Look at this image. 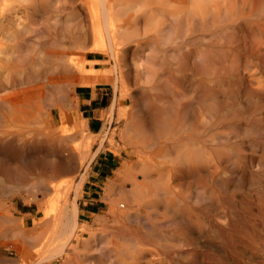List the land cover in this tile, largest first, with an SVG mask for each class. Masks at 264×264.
Instances as JSON below:
<instances>
[{"label": "bare ground", "instance_id": "1", "mask_svg": "<svg viewBox=\"0 0 264 264\" xmlns=\"http://www.w3.org/2000/svg\"><path fill=\"white\" fill-rule=\"evenodd\" d=\"M16 1L13 6L10 4L13 0H0V12H13L15 19L21 17L33 25L38 20H43L42 33L47 39L44 44H37L38 47L35 43L38 50H34V46L33 50L32 46L29 47L31 50H24L23 44L28 41L24 36L28 34L27 28L30 25L20 27L16 23L17 28L6 31V23L3 25L0 22V40L14 42L12 50H0V197L14 191L12 186L6 189L8 187L3 188L2 185L16 183V186L13 185L15 190H25L31 203L42 209L40 203L43 199L56 192L55 181L72 172L76 163L80 164L83 159L84 151L68 147V142H74L77 134L65 138L69 130L63 126V116L62 120L57 121L59 126L54 128L53 115L63 109L66 101L64 89L71 85L77 75L84 79V74H87L70 58V51L76 49L73 46L78 41L79 34L89 35V26L84 24L86 19L94 34L103 21L110 50L118 44L115 50L119 46L123 47L120 44L129 31L128 21L141 19L145 25L143 27L152 22L159 24L169 21L167 29L166 26H155L160 33H166L162 39L165 41L173 38L171 30L175 28L174 24L184 21L187 28L183 29L192 30L191 32L199 30L214 38L209 47L210 52H201L198 48V52H192L193 54L189 52L178 57L176 55L177 58L174 56L176 66L169 67L175 68V71L169 70L163 60L154 61L153 57L158 52L155 47L154 55L150 53L154 62L150 61L145 70L142 68L144 72H141L143 74L140 78L141 83L147 86V91L144 89L146 92L140 88L141 91L148 93L141 98L143 117L134 125L135 133L140 137H136L135 145L132 144L134 150L126 153L125 157L128 159L121 163L116 174L117 179L124 178L125 181L118 188L114 183L108 182L103 193L105 210L93 218L91 226H80L78 232L82 238V255L77 264H240L242 258H245V251L253 252L252 249L259 246L263 252V230L252 229L255 223L251 222L253 225L250 228L246 225L248 221L246 224L243 222V207H239L241 215L232 193L237 187L241 190L245 171H227V164L235 163L238 158L233 157L231 147L234 146L251 152L241 156L243 164L259 169L264 163V156L257 155H264V0H63L62 5L56 6L57 10L53 9L54 16L48 11V0V4L45 0ZM54 7L53 5L52 8ZM51 20L53 23H50ZM70 22L81 24H77V27L80 26L78 29L73 26L72 30H79L78 32H69ZM182 27L180 26V30H183ZM99 38L98 41H101ZM30 39L33 41L32 37ZM64 39L73 50H67L66 47H63L64 50H56L62 47L61 40ZM173 39L176 40V37ZM162 43H158V46ZM79 44L80 42L76 47L79 48ZM148 57L150 58L149 55ZM169 60L171 64V58ZM140 64L143 63L138 65ZM94 72L88 75L94 77L97 73ZM86 78L88 79L87 76ZM97 78L95 81H98ZM48 88H60L62 95L59 103L49 104L48 108L52 107V110L37 114L38 119L34 117L32 122L33 119L29 116L31 103L39 107L40 95L47 93L48 90H45ZM137 113L139 115V110ZM26 125L36 129L24 132L21 128ZM227 172L230 180L222 179L221 176ZM191 181L202 185L196 186L199 188L190 196L191 190L188 193V189ZM208 181L213 184L209 188L206 185ZM261 188L264 190V187ZM44 209L42 216L46 221H43L48 225L53 214H49L51 208L49 211L48 208ZM53 210L56 209L53 208L51 212ZM56 211H53L54 214ZM58 212V225L53 224L61 228L59 230L62 234L69 233L68 238H74L78 243V215H73L70 220L65 208ZM259 216L264 215L262 213ZM53 219L55 220V216ZM51 222L49 225L53 226ZM16 223L4 211H0V249L4 247L11 253L13 251L18 259L24 251L21 242L11 241V238L26 237L32 243L34 235L30 232V236V233L24 231L22 223ZM94 226H100L103 230L95 231ZM56 229L58 230H53ZM51 234L48 235L51 237ZM37 235L34 240L38 242L41 239L37 240L40 237ZM43 237L40 238L43 240ZM34 246L37 247L35 244ZM63 246L62 244L52 250L47 248L48 251L51 250L49 256L62 252ZM70 247L73 248V245ZM39 248L42 250V247ZM68 252L67 250L64 254ZM261 256V260H264V254L261 253ZM2 257L4 258L3 255ZM7 258L9 257L4 259L9 261ZM260 264L264 262L261 261Z\"/></svg>", "mask_w": 264, "mask_h": 264}, {"label": "rangeland", "instance_id": "2", "mask_svg": "<svg viewBox=\"0 0 264 264\" xmlns=\"http://www.w3.org/2000/svg\"><path fill=\"white\" fill-rule=\"evenodd\" d=\"M45 1H47V0H45ZM48 1H50L49 2L50 5H48L49 9H50V7L52 8L53 5L55 6L51 10L48 9V11H50V15L53 13L52 15L54 16L55 8L57 10V8L59 7L58 5H62L63 4V0H61L62 2L60 0H58L59 3L57 2V0H48ZM48 1L46 2V4H48ZM16 2H17L16 0H15V2L13 0V2H10V4H12L14 6V5H16ZM51 2H52L53 5L51 4ZM56 6H58V7H56ZM15 7H13V8H15ZM7 12L8 11H4L3 14L0 12L1 13L0 14L1 15L0 22L3 23V25H4V23H6V25H4L5 26L4 28H5L6 31H9V30L17 28L16 23L20 24V27L21 26H25V25H30V27L27 28V33L28 34H25L26 37L24 36V38L28 40V41L26 40L27 42L23 44V49L24 50H28V49L29 50H31V49L33 50V46H34V50H38L37 47L40 45V43L44 44L46 42L45 39H47V37H46V35H44L42 33L43 20H38V22H35V25H33V24H30L29 22L25 21L21 17L15 19V16L13 15V12H11V13H9V12L7 13ZM4 20L6 22H4ZM87 20L88 19H86L84 24L89 26L88 27L89 35H88V33H86L84 35L83 34L82 35L79 34L78 41L80 42L79 46L80 45L81 46L79 48L76 47L79 42L78 41H77L78 43L75 42L74 43L75 47L73 46V48H76L75 49L76 51L73 50L72 47H70V48L68 47V45L66 44L67 42H66L65 39L61 40L62 44H63L62 47H59L57 49L54 48L56 50H61V48H62V50H64L65 47H66V49L68 48L67 50H71L72 49L73 51H70L71 52L70 58L72 57L71 58L72 62L77 67H79L82 71H84L83 73L87 72V74H84V79H81L77 75V78L72 81L71 85L69 84L67 86V88L64 89V94L63 95H64V100H66V101L63 103L64 104L63 109H62V111L58 110L53 115L54 128H57L59 126L57 121L62 120V116H63V122H64L63 126H65L69 130L68 134L65 135V138H69L73 134H77L76 140L74 142H72V141L68 142V147L74 148L75 150H78V151H82V152L84 151L83 159H82L80 164H79V162L76 163V166H75L76 169L74 168L72 170V172L60 176L55 181L56 192H54L55 194L54 193L51 194L50 197L48 196L47 199L46 198L43 199L42 203H40V205H42V209H39L36 204L31 203V198L29 197V194L25 190L17 192V190H15L16 188H14L16 186V183H14L12 185L8 184V186H3L2 185L3 188L8 187L6 189H9V187L12 186L14 191L11 190L10 192H8L7 194L8 195L10 194L9 196L8 195H4V196L0 197V199L2 198V200H0L1 201L0 202V204H1L0 211L2 213L4 211V213L9 218H11L13 223H16V222H17L16 224H18V223L21 224L22 223L24 225V229L23 230L28 232V234L31 232L32 235H34V236H32L31 233H30V236L34 237V239L36 238L35 236H38L37 234H39L40 237L44 236L45 238L43 237L44 239L42 240V238H40V237L38 238L37 237V240L41 239L40 240L41 242L40 241L37 242L36 240L31 238V240L34 241V242L32 241L33 244L30 242V239H26V237H24V239L20 238V237H18V238L15 237L14 239L11 238L12 239L11 241L14 240V241H20L21 242L22 250L24 251V253H22V255L20 254L19 258L16 259L17 258L16 254L14 255L13 251L11 253V251H9L6 248L2 247V250L0 249V264H12V263H9L10 260H11L10 262H13V264H63V263L68 264V262H69V264H77L78 263V261L81 258L80 255H82V250H80V249H82V245H81L82 238L79 236L80 233L78 232V230L83 225H87V226L90 225L91 226V224L93 222V218L97 217L99 214L102 213V211L105 210L106 205H105V203L103 201V193H104L106 184L108 182H112V183H114V186H116L118 188L125 181L124 178L117 179L116 178V174H117L118 170L120 169V167L122 165L121 163L126 162L127 159H128L127 157H125L126 153L128 151L134 150V146L132 144L135 145L136 139L138 137H140V136H138L135 133V130H134L135 126L134 125L136 124L135 122L140 121V119H142V117H143L144 107H143V105L141 103V100H142L141 98L148 94V93L147 94L145 93L147 91V86L143 85V83H141L142 81L140 80V78H142V74H143V73L141 74V72H144V71H142V68H144L143 70H145V67H148L147 65H149V63L154 62L156 59H160V60H163L165 62V64L167 65L168 69L170 68L169 70L172 69V71L173 70L175 71V68L174 69L171 68V67H175L176 66V63H175L176 60L174 59V56L176 57V55H177V57H178V56H180V54L182 55V54H187L189 52L190 53L198 52L197 51L198 48H199L198 50L201 51V52L202 51L203 52H210L209 51L210 44L214 41V38H210L209 37L210 35H207L209 33H205V32L201 33V31H199V30L196 31V32L195 31L191 32L192 30L183 29V28H187V25H186V23L184 21H181L178 24H174L175 28L173 29V31L171 30V34H172L173 38L176 37V40H180L181 42H179V41L176 42V40L173 39V38H169L171 40L168 39V41H165V40H162V39L164 38L163 35H165L166 33L165 32L163 34L160 33L159 30L155 28V26L157 28L158 27L159 28H164L166 26L165 28L167 29V27H169V24H170L169 21H168V23H167V20H166V22L165 21H163L162 23L159 22V24H155V22H152L150 25H147L146 27H143L144 24H143L142 20L139 19L137 21H128L129 23L127 22V25H128L127 28L129 29V31L123 37L122 43L120 44V45L123 44L122 45L123 47L119 46L120 48L115 50V48L118 47V45H119L118 44L113 50H110L109 47H108L109 46V41H108V38H107V34H106V31H105V26H104L103 21L100 22V25H99L100 29H98V31L100 30L99 32L101 34V36H99L98 31H95L96 32L95 34L92 33V31L90 29V22H89V20L88 21ZM38 23H40V26H39ZM50 23H53V21L51 20ZM78 23L79 22H76L74 24V22H70L71 25L69 26V29H68L69 32L73 31L72 30L73 26H74V29L80 28V26L77 27L78 25H81L80 23L79 24ZM102 23H103V25H102ZM130 24H131V26H129ZM139 25H140V27H139ZM175 25H178V26H175ZM101 26H103V27H101ZM180 26L181 27L183 26L181 28L183 30H180ZM130 27H131V30H130ZM132 27H133V29H132ZM176 28L177 29L179 28L178 30L180 32ZM78 31L76 30V31H73V32H78ZM185 31L187 32V34H185L186 33ZM147 32H149V33H147ZM172 32L175 33V35H173ZM197 32H199V34ZM153 33H154V35H153ZM91 34H93V35H91ZM189 34H190V36H188ZM38 35H39V37H38ZM81 36H83V37H81ZM92 36L94 37V40H93ZM96 36L98 38L102 37V39L99 38V40H101V41H98V38ZM31 37L33 38L32 39L33 41H31V39H30ZM87 37H89V38H87ZM35 38H37V39H35ZM39 38H40V40H39ZM192 38H194V39H192ZM202 38H203V40H202ZM87 39H89V40H87ZM141 39H143V40L141 41ZM157 39H159L158 42H156ZM200 39H201V41H200ZM161 40H162V42L164 44L162 42H160ZM123 41H125V42H123ZM147 41L150 42V43H148ZM204 41H207V42H205L206 44L204 43ZM0 42H2V41L0 40ZM4 42H6V41L3 40V42H2L3 44L0 43V50H4V49L5 50H12L14 42H10V41H7L6 43H4ZM169 42L170 43L172 42V43L170 44ZM196 42H198V44ZM35 43H36V46L38 44L37 47L35 46ZM158 43H162V44H160L161 45L160 47L158 46L159 45ZM177 43H178V45H177ZM204 44H205V46H203ZM8 45H9V47H8ZM31 46H32V48H31ZM147 46L148 47L151 46V47L148 49ZM202 46H203V49H200V48H202ZM154 47L158 51L157 52V56L160 53V55L158 56L159 58L157 56H155L156 53H155V55L153 54L154 52H156ZM205 47H207V48H205ZM42 48L43 47H41V49ZM44 48H46V47H44ZM46 49H48V48H46ZM151 49H154L155 51L154 50L151 51ZM204 49H207V50H204ZM194 50H196V51H194ZM163 51L165 53H163ZM167 51H168L169 54L167 53ZM177 51L180 52V53H178ZM146 52H148V54H146ZM150 53H152L155 58ZM174 53H175V55H174ZM164 54H167L169 56L167 57V55L165 56ZM147 55H149L150 58L149 57L147 58ZM170 55H173V57L172 56L170 57ZM152 57H153L154 61H153ZM169 57L171 58V64H170V60H169L170 58ZM166 58L169 61H167ZM92 59L99 60V62L98 63H93V62H91ZM145 59H146V61H145ZM144 61L147 64L144 63ZM167 62H168V64H167ZM139 63H143L145 66L143 64H140V65H142V67H141L140 65H138ZM169 66H171V67H169ZM94 71H96L97 73L94 72ZM90 72L96 73L94 75V77L88 75V74H90ZM140 74H141V77H140ZM86 76L88 77V79L86 78ZM97 77L99 79L101 77V79L99 80ZM78 78H79V80H78ZM96 78H97L98 81H95ZM200 78H202V77H200ZM196 79H199V77H197ZM140 83H141V85H140ZM94 84H101L100 86H102V87L103 86H111L112 89H114L116 91L117 96L119 97V99L120 100H124V102H125L124 103V107L122 109L114 110L112 113L109 114V116L106 119H104V121H103L104 125L102 126L99 134H97V135H93V134H91L88 131L87 121L84 118V116H82L80 114V112H79L78 100H77V95H76L77 92H78V89L80 87H85V86L94 85ZM140 88L143 89L142 91H145V90L146 91L142 92ZM59 89L60 88H53V89L51 88V90L49 88L46 89L45 92H47V90H48V92L47 93L43 92V94H42V95H45V96L40 95V97L42 99L39 98L42 102L40 101L41 102L40 103L38 101L39 102L38 105H39L40 108L37 106V104L34 105L35 103L34 104L31 103V106L29 108V116L31 115L30 116L31 119H33L34 117H35V119H36V117L38 119L40 113L43 114L44 110H45L44 113L47 112V111L52 110V107L48 108L49 104L50 105H55V104L59 103V99H60V97L62 95L61 91ZM54 99H56V100H54ZM138 99L140 101H138ZM139 102H140V104H139ZM135 104H137V105L139 104V105L137 106ZM32 105H34V106H32ZM139 108H141L142 111H140L141 109H139ZM39 109H40V112H39ZM138 110H139V115L137 113ZM141 112H142V115H141ZM37 114H39V115H37ZM135 114H137V115H135ZM35 119H33L31 121L33 122ZM130 120H132V121H130ZM35 129H36V127H34V126H28L27 127V125L25 127L21 128V130L24 131V132H26V131L27 132H32ZM127 129H129V130H127ZM130 130H132L133 133L130 132ZM132 136H133V138H132ZM134 136H135V138H134ZM128 138H130V139L132 138V139L131 140L130 139L127 140ZM130 142H131V144H130ZM231 148H233V150H232L233 157L234 158L238 157V158L236 159L235 163L227 164V171H230V170H238V171L244 170L245 171L244 176H243V179H245L244 183H243L244 187H243V185L240 186L242 191L239 190V187H237L236 189H234L232 191V193L235 196V200L237 201V204H236L237 205V210L240 213L243 210L242 213L244 215L242 216V220H243V222L245 224L248 221L247 224H246L248 227L252 228V225L255 223L253 225L252 229H254V228L261 229V230H263L261 233H262V235H264V227L262 226L264 224V216H259L262 213L264 215V207H263L264 206V203H263L264 200H262V199H264V192H262L264 190H262V188H261V187H264V183H263L264 176H262V175H264V171H263L264 163H262V165H263V166H261L262 168L259 167V169H258V167H254L253 165H251V166H253V167H251L248 164H243L241 159H240L241 156L243 154H245V153L249 154L251 152L250 151H246V152L243 151L240 148V146H234V147H231ZM257 155H258V157L259 156H264L262 153L261 154L257 153ZM103 157L108 158L109 161H107V162L101 161V160H103L102 159ZM103 163H106V169L103 168V167H97V164H103ZM255 163H257V162H255ZM260 168H261V170H260ZM97 169L102 170V175L99 176L97 189H96L97 190L96 199L98 200V202L96 203L97 207L95 208V211L92 214H87L84 217H81V216L78 215L79 206H80L79 203L82 201L81 194H82V191L85 189V187L88 185L87 182L88 181L90 182V175L93 172H96ZM261 171H262L263 174H261ZM258 172H259V175H258ZM249 173H250V175H249ZM254 173H255V176L253 178ZM251 175H252V177H251ZM221 177H222V179L228 178V180H230L228 172H227L226 175H222ZM251 178H252V181L254 179L252 184H251V182H252ZM258 179L260 180L259 183H258V181H259ZM191 183L192 184H189V188L190 189H188L189 190L188 193L190 192V190H191V193H192V194L189 193L190 196L195 193L194 190L196 188H199L202 185L201 183L198 184V182H196V181H191ZM196 183H197V185H195ZM13 185H15V186H13ZM191 185L194 187L193 190H192L193 187ZM206 185L209 188L213 184H211V181H208ZM247 185H249V186L247 187ZM196 186H199V187H196ZM250 186H251V188H250ZM116 187H114V190H117ZM12 188H10V189H12ZM243 196H244V198H243ZM257 197H258V199L259 198L260 199L258 200ZM239 199H241V200H239ZM257 200L259 201V203H258ZM239 201H241V202H239ZM256 201H257V203L255 204L254 202H256ZM246 202H248V203H246ZM43 203H45V204H43ZM243 203L245 205H242ZM64 204H66V205L64 206ZM239 204H241V205H239ZM248 204H249V206H248ZM48 206H50L51 210L53 208L56 209L57 211L53 210V211H56L55 212L56 214H54L53 211L51 212V210H50V208ZM257 206H258V208H257ZM239 207H241V208L243 207V209L241 210V208H239ZM250 207H251L252 210L250 209ZM259 207H261V208H259ZM44 208H46V210L48 208V211L50 210L49 214L51 216L53 214V217L55 216V220L54 219L52 220L53 217L49 218L50 222L51 221H55V222H51L53 226L49 225L50 222H49L48 225H46L44 223L46 221L44 219V217L42 216L43 210H45ZM62 208L66 209V212L68 213V217L70 218V220H71V218L73 219V215L74 216L78 215L77 225H76L77 226L76 235H78V237H77L78 243L75 241L76 239H74V238H72V239L70 238L69 239L68 238L69 233L62 234L61 231H60L61 228L59 226H57V227L55 226V225H58V223H56V222H58L57 219H56V217L58 216L57 213H59L58 211L61 210ZM261 209H263L262 210L263 212L261 211ZM244 210L247 211V213H245ZM248 211H249V213H248ZM259 212H261V213H259ZM242 213H241V215H242ZM255 216H256V218H255ZM257 217L258 218H262V219L258 220ZM249 218H250L251 221L249 220ZM43 220H45V221H43ZM256 222H257V224H256ZM258 222H259V224H258ZM53 223H55V225ZM41 224H43V225L45 224L44 225L45 227L43 225L41 226ZM53 227L58 228V230L57 229L53 230V229H55ZM97 227H99V228H97ZM59 228H60V230H59ZM94 228H95L94 229L95 231H99V230L101 231V229L103 230V228L100 227V226H94ZM47 229L49 231H51V233H53V234L49 233V231ZM106 229H108V228H106ZM48 234H51L52 238ZM46 238L48 240V243H47ZM50 239H51V241H50ZM262 239H263V242H264V237ZM23 243H25V245ZM38 243H39V245H38ZM41 243H42V245L40 246ZM43 243H44V245H43ZM56 243H58V244L56 245ZM61 243L64 245L63 246V251L66 252L68 250L69 252L66 253V255L62 251V252H60L61 255H60V253H55V254H53V255L51 254L49 256V254L51 253L52 248L54 249V248H56L58 246H62ZM34 244L37 247H35ZM45 244H46V246H45ZM72 245H73V248L75 247L74 249L70 247ZM38 246L42 247L43 251ZM31 247H33V248H31ZM43 247H44V249H43ZM47 248L51 249V250L48 251ZM259 248H260L259 246L253 248L252 249V250H254L253 252L252 251H245L246 255H244V256L247 259H245V258H242L243 260L240 259V261L242 260V262H240V264L241 263L242 264H247V263L248 264H252V263L253 264H260L261 261L264 262V260H261L262 259L261 253L263 255L264 251L261 252V249H259ZM45 250H46L47 253L45 252ZM257 251H260V252H257ZM44 253H46L47 258H49V259L46 258ZM1 254L4 256V258H6L8 256L9 258H7V259H9V261L4 259ZM43 254H44V257H43ZM67 254L70 255V256H67ZM255 254H257V255H255ZM246 256H248V257H246ZM67 257L68 258L73 257V258L68 259ZM254 257H256L255 259H257V260H255ZM2 259H4V260H2ZM72 259H73V262H72ZM74 260H76V262ZM2 261H6V262H2ZM65 261H68V262L66 263Z\"/></svg>", "mask_w": 264, "mask_h": 264}, {"label": "crops", "instance_id": "3", "mask_svg": "<svg viewBox=\"0 0 264 264\" xmlns=\"http://www.w3.org/2000/svg\"><path fill=\"white\" fill-rule=\"evenodd\" d=\"M91 62L98 63L99 60L92 59ZM101 84L88 85L80 87L77 92V100L79 112L87 121L88 131L93 134H99L104 119L114 110L124 107V100H120L117 93L111 86H100ZM104 162L109 161L108 158H102ZM97 167L106 169V163L97 164ZM102 175V170L97 169L90 175V182L82 191V201L79 203L78 215L84 217L87 214H92L97 207L98 200L96 199L97 184L99 176Z\"/></svg>", "mask_w": 264, "mask_h": 264}]
</instances>
